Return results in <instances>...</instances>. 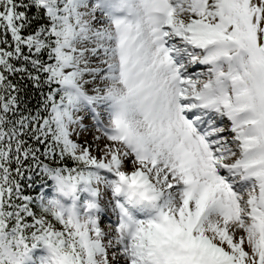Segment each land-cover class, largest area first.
<instances>
[{"label": "snow or ice", "instance_id": "6c2138e0", "mask_svg": "<svg viewBox=\"0 0 264 264\" xmlns=\"http://www.w3.org/2000/svg\"><path fill=\"white\" fill-rule=\"evenodd\" d=\"M0 264H264V0H0Z\"/></svg>", "mask_w": 264, "mask_h": 264}]
</instances>
